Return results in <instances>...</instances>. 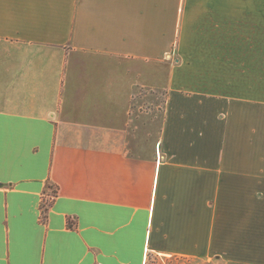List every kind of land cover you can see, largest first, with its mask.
<instances>
[{"label":"crops","instance_id":"0c3cea01","mask_svg":"<svg viewBox=\"0 0 264 264\" xmlns=\"http://www.w3.org/2000/svg\"><path fill=\"white\" fill-rule=\"evenodd\" d=\"M257 28L234 0H0V264H264Z\"/></svg>","mask_w":264,"mask_h":264},{"label":"rangeland","instance_id":"374dc122","mask_svg":"<svg viewBox=\"0 0 264 264\" xmlns=\"http://www.w3.org/2000/svg\"><path fill=\"white\" fill-rule=\"evenodd\" d=\"M235 4H245V3H252V4H264V0H234ZM243 29L242 28H236V36H241V31ZM252 30V34H253V29ZM256 32L253 35H260L261 36V43L260 44H252V55L258 51V49L260 48V52H261V57L262 55H264V42H262V40L264 39V29H255ZM255 51V52H254ZM152 97V101L155 104V109L158 115H160V110H161V105H162V101H163V95L159 92H155L151 95H149V99ZM153 104V105H154ZM154 107V106H153ZM50 197L52 196V192H49ZM47 202V200H45ZM51 201V198L48 199V202ZM147 264H187L185 263L183 260H167L165 259V257L163 258H158L156 256H152L150 255Z\"/></svg>","mask_w":264,"mask_h":264},{"label":"trees","instance_id":"16d2710c","mask_svg":"<svg viewBox=\"0 0 264 264\" xmlns=\"http://www.w3.org/2000/svg\"><path fill=\"white\" fill-rule=\"evenodd\" d=\"M51 204V203H50ZM50 204H42V213H43V219L46 220L47 218V212Z\"/></svg>","mask_w":264,"mask_h":264}]
</instances>
